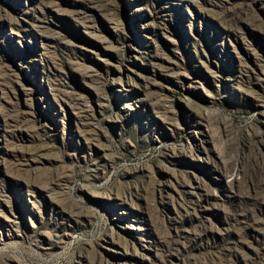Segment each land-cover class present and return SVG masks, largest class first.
<instances>
[{
  "label": "rangeland",
  "instance_id": "rangeland-1",
  "mask_svg": "<svg viewBox=\"0 0 264 264\" xmlns=\"http://www.w3.org/2000/svg\"><path fill=\"white\" fill-rule=\"evenodd\" d=\"M0 264H264V0H0Z\"/></svg>",
  "mask_w": 264,
  "mask_h": 264
}]
</instances>
